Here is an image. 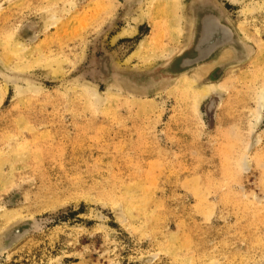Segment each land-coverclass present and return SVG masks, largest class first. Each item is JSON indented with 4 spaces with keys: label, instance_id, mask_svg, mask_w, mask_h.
<instances>
[{
    "label": "rangeland",
    "instance_id": "rangeland-1",
    "mask_svg": "<svg viewBox=\"0 0 264 264\" xmlns=\"http://www.w3.org/2000/svg\"><path fill=\"white\" fill-rule=\"evenodd\" d=\"M197 1L0 0V264H264V0L180 69Z\"/></svg>",
    "mask_w": 264,
    "mask_h": 264
},
{
    "label": "bare ground",
    "instance_id": "bare-ground-1",
    "mask_svg": "<svg viewBox=\"0 0 264 264\" xmlns=\"http://www.w3.org/2000/svg\"><path fill=\"white\" fill-rule=\"evenodd\" d=\"M211 3V2H210ZM206 0V4H202L203 7L211 6ZM215 6V5H214ZM48 20V19H47ZM49 21L54 24L56 19L53 17H49ZM199 21V20H198ZM227 24L224 23L223 18L220 13L211 14V12L205 16L203 20V30L201 33V39L196 46L195 56L193 58H183L184 65L190 64L194 61V58H205L206 56H211L212 54H218L222 51H230L233 55V58L239 57L241 60L242 58H249V51L245 44L238 40L235 36L233 31L229 28ZM199 33V29L197 34ZM195 47V46H194ZM17 48V47H16ZM237 49H243V52H238ZM17 50V49H16ZM137 50L134 51L131 56L137 54ZM212 53V54H211ZM213 55V56H215ZM212 56V57H213ZM224 67V66H222ZM221 67V68H222ZM220 68V69H221ZM219 70V69H218ZM198 93V92H197ZM206 92H201L200 99L205 97ZM258 111L264 110V89L260 91L258 94ZM21 233L19 230H9L4 234V238L6 241L14 240L18 237ZM13 235V238L9 239L8 236ZM10 243V242H9Z\"/></svg>",
    "mask_w": 264,
    "mask_h": 264
},
{
    "label": "water",
    "instance_id": "water-1",
    "mask_svg": "<svg viewBox=\"0 0 264 264\" xmlns=\"http://www.w3.org/2000/svg\"><path fill=\"white\" fill-rule=\"evenodd\" d=\"M126 1H129L130 3H136L138 2L139 0H126ZM202 4H206L205 1H197L193 7V12L195 14V21L197 23V25L199 26V33L197 34V32H195L194 34V38L192 39V43H191V46H192V55L191 57L193 56L194 52H196V46L198 45V42L199 40L201 39V33H202V30H203V20L205 19V16L208 15L210 12L211 14H214V13H220L218 8L216 6H214L213 4L211 6H206V7H203ZM199 20V21H198ZM231 29V28H230ZM232 30V29H231ZM195 46V47H194ZM212 54V53H211ZM213 55L215 54H212L211 56H206L205 58H194V61H192L190 64L188 65H184V61L183 59L181 60L180 64H179V68L180 69H188L189 67H192V66H198L200 65L201 63L205 62L207 59H209L210 57H212ZM248 58H242L241 60L239 59V57H236L234 58L233 62L236 63V64H239V63H243L244 61H246ZM216 63V62H214ZM218 67L217 69V72L220 73L222 71V69L225 67ZM221 68V69H220ZM9 230H17V229H9ZM9 230H6L5 232H3L1 235H0V253H4L6 252L7 250H9L11 247H13V245H15L21 238H23L25 235L28 234V230H24L23 232H21L18 237L14 240H9V241H6L5 238L3 237L4 234L9 231ZM10 242V243H9Z\"/></svg>",
    "mask_w": 264,
    "mask_h": 264
}]
</instances>
